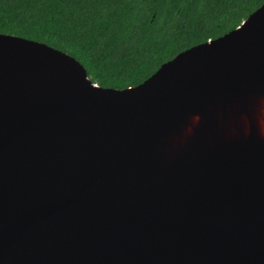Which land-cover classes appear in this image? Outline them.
<instances>
[{
  "label": "water",
  "instance_id": "water-1",
  "mask_svg": "<svg viewBox=\"0 0 264 264\" xmlns=\"http://www.w3.org/2000/svg\"><path fill=\"white\" fill-rule=\"evenodd\" d=\"M0 264H264V3L122 90L0 34Z\"/></svg>",
  "mask_w": 264,
  "mask_h": 264
},
{
  "label": "trees",
  "instance_id": "trees-1",
  "mask_svg": "<svg viewBox=\"0 0 264 264\" xmlns=\"http://www.w3.org/2000/svg\"><path fill=\"white\" fill-rule=\"evenodd\" d=\"M264 0H0V34L79 62L101 88L135 87L177 54L235 29Z\"/></svg>",
  "mask_w": 264,
  "mask_h": 264
}]
</instances>
